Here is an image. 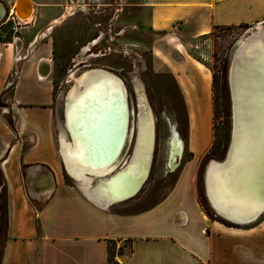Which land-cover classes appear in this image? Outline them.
Listing matches in <instances>:
<instances>
[{
    "label": "crops",
    "instance_id": "1",
    "mask_svg": "<svg viewBox=\"0 0 264 264\" xmlns=\"http://www.w3.org/2000/svg\"><path fill=\"white\" fill-rule=\"evenodd\" d=\"M15 1L0 0V32L7 26L3 34L9 32L7 40L0 39V176L5 190L0 264H109V241L128 243L126 251H115L116 264H264V212L246 223L220 216L222 221L210 218L199 202L198 159L213 143L211 76L190 63L199 77L196 86L188 68L168 65L183 96L192 155L165 194L139 211L115 203L99 206L81 192L60 151L48 33L53 18L49 9L34 8L19 26L12 13ZM136 5L149 12L154 31L192 21L203 35L213 26L264 19V0H139ZM15 36L21 45L13 42ZM15 44L24 55L17 64ZM41 59L49 60L51 70L44 78L37 75ZM8 85L10 93L3 99Z\"/></svg>",
    "mask_w": 264,
    "mask_h": 264
},
{
    "label": "rangeland",
    "instance_id": "2",
    "mask_svg": "<svg viewBox=\"0 0 264 264\" xmlns=\"http://www.w3.org/2000/svg\"><path fill=\"white\" fill-rule=\"evenodd\" d=\"M31 1L33 11L34 8L49 9V16L53 19L65 13L67 5H72L71 13H67L64 19L52 29H48V33L51 32L50 41L53 47L56 125L61 117L63 94L71 84L70 81L66 82V77L74 68L76 75L87 68H102L117 75L126 88L133 112L130 121L135 126L139 93L143 94L150 110L154 122V139L147 177L136 194L113 205H121L129 211L151 207L172 185L185 159L192 155L186 143L188 121L183 96L168 65H172L174 70L178 67L188 68L196 86H200L199 77L190 63H194L211 76L213 143L198 159L195 182L199 202L205 213L223 221L212 210L206 198L204 169L210 159L222 160L227 150L231 134L229 65L238 40L252 29L255 23L213 26L203 35L198 34L200 28L192 21H182L167 31H154L148 24L149 12L139 9L136 5L139 0ZM11 29L13 30L12 27ZM5 31H8V26L3 27L0 32L2 40L9 38V32L3 34ZM168 32L170 34H166ZM181 62L184 64H180ZM12 79L7 83L11 84ZM138 85L140 91L137 90ZM8 88L10 85L7 86L3 99L8 98ZM194 99L196 100L197 96H194ZM170 126L175 128L181 138L183 151L178 159L177 169L162 174L160 167L166 153L165 137ZM132 149L133 144H129L124 151L126 158L132 153ZM4 231L5 190L0 176V254ZM110 249L111 254L116 250L126 251L128 243L119 246L112 241ZM109 264L116 263L109 261Z\"/></svg>",
    "mask_w": 264,
    "mask_h": 264
},
{
    "label": "bare ground",
    "instance_id": "3",
    "mask_svg": "<svg viewBox=\"0 0 264 264\" xmlns=\"http://www.w3.org/2000/svg\"><path fill=\"white\" fill-rule=\"evenodd\" d=\"M71 8L67 5L65 13L52 19L48 29L70 14ZM32 11L31 0H16L13 5V13L23 20ZM262 30L264 19L236 44L234 58L231 57L232 140L226 158L210 159L204 176L212 210L237 223L250 222L264 211ZM75 71L72 69L66 77L71 84L63 94L56 134L66 169L81 192L107 207L136 194L145 181L153 151L154 122L139 93L137 123L132 124L127 91L117 75L102 68H87L81 75ZM139 88L138 85L140 91ZM129 144L133 149L126 158L124 151ZM165 148L162 174L177 169L183 151V142L173 126L167 131Z\"/></svg>",
    "mask_w": 264,
    "mask_h": 264
},
{
    "label": "built area",
    "instance_id": "4",
    "mask_svg": "<svg viewBox=\"0 0 264 264\" xmlns=\"http://www.w3.org/2000/svg\"><path fill=\"white\" fill-rule=\"evenodd\" d=\"M12 13H13V11H12ZM13 16L15 17L16 22L18 23L17 25H19V26H20V23L24 24L30 18L29 17L28 19L23 20L15 12L13 13ZM12 28L15 31L16 25L14 24L12 26ZM12 40H13L14 43H17L19 45L22 44V41H21L20 37H18V36L13 37ZM17 44L14 45V58H13L14 64H17L24 57V55L19 54L20 47H18ZM50 72H51V70L49 68V60L48 59H41L40 62L38 63V66H37V75H38V77L39 78L47 77L48 75H50ZM12 75H14V72H13ZM8 84H10V83H8Z\"/></svg>",
    "mask_w": 264,
    "mask_h": 264
},
{
    "label": "water",
    "instance_id": "5",
    "mask_svg": "<svg viewBox=\"0 0 264 264\" xmlns=\"http://www.w3.org/2000/svg\"><path fill=\"white\" fill-rule=\"evenodd\" d=\"M256 28V27H255ZM255 30H257V29H255ZM261 35L262 36H264V30H262V32H261ZM234 58V55L232 56V59ZM232 59H231V62H230V65H229V70H228V84H229V90H230V99H231V134H230V139H229V143H228V147H227V150H226V152H225V155H224V158H223V160L226 158V155H227V152H228V150H229V148H230V144H231V140H232V130H233V107H232V104H233V95H232V89H231V66H232ZM47 67V66H46ZM99 71V70H98ZM85 72H82L81 74H84ZM80 74V75H81ZM168 123V125H169V122H167ZM126 127H127V124H126ZM112 161V160H111ZM209 162V161H208ZM208 162H207V164H206V166H205V169H204V176H205V173H206V167H207V165H208ZM204 178V177H203ZM204 188H205V183H204ZM131 196H133V195H131ZM130 196V197H131Z\"/></svg>",
    "mask_w": 264,
    "mask_h": 264
},
{
    "label": "trees",
    "instance_id": "6",
    "mask_svg": "<svg viewBox=\"0 0 264 264\" xmlns=\"http://www.w3.org/2000/svg\"><path fill=\"white\" fill-rule=\"evenodd\" d=\"M210 218H212L210 216ZM112 241H109L108 243V249H109V261H114V253L111 254V249H110V244H111Z\"/></svg>",
    "mask_w": 264,
    "mask_h": 264
}]
</instances>
